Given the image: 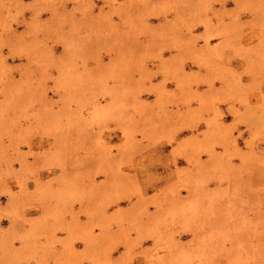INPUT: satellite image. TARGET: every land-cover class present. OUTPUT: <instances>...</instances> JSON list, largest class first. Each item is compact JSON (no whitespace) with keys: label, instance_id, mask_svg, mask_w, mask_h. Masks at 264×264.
<instances>
[{"label":"rangeland","instance_id":"obj_1","mask_svg":"<svg viewBox=\"0 0 264 264\" xmlns=\"http://www.w3.org/2000/svg\"><path fill=\"white\" fill-rule=\"evenodd\" d=\"M0 264H264V0H0Z\"/></svg>","mask_w":264,"mask_h":264}]
</instances>
